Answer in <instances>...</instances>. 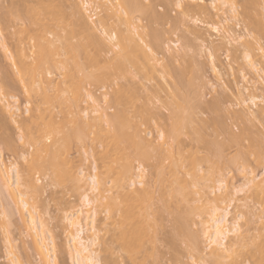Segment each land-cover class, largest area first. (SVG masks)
Returning <instances> with one entry per match:
<instances>
[{
    "label": "rangeland",
    "instance_id": "obj_1",
    "mask_svg": "<svg viewBox=\"0 0 264 264\" xmlns=\"http://www.w3.org/2000/svg\"><path fill=\"white\" fill-rule=\"evenodd\" d=\"M76 1L77 0H0V76L2 74H4L3 72L7 73L8 70L11 71L12 73L14 71L13 75H15V72H16V74H18L14 77H11V78H13V79H11L12 81H10V83L8 82L11 85V87L10 88L8 87L6 91H2V89L7 87V86L3 87L2 83L0 84L3 87V88L0 87V89H1V92H0V163L2 164V165L0 164V166H2L1 168L2 169L5 168L7 170L10 169V172H11L12 165H14L13 169L15 168L20 173L21 179H23L25 175L26 176L24 179H26L28 177L30 180V178L32 177L31 178V180L33 179L32 185L34 183V185L36 187H38V192L41 191V192H39V194L37 192V195L36 194L34 195L31 192H28V198H30V203L35 206V211H37V214H39V217L41 216L42 221L46 224V228L48 229L50 235L53 238V241L55 243L54 245L56 248L55 253H57V259H58L57 262L59 264H77V261L73 257L74 256L73 252L70 251V246L72 245L71 244L72 242L70 241V239H71L70 234L71 233H69V231L71 232V230L68 229L70 227L68 226L69 223H67L68 221L66 218L68 216L71 217V215L74 214L75 210L77 211V209L83 207L81 205V204H83L82 203L83 202L82 196L85 194H89L90 198L91 199L93 198V200H95L94 207H96V210L98 212V217H97L98 221L96 224V230L92 231V235H94L97 238L96 245H95V250H96L95 261L99 262V264H143L145 262V260H146L145 264H193V263H195L194 261H192V260H194V259H192L194 256H196V258L199 256L196 259V264H202L203 261H205L206 264H208V262L210 263V261H208V257H210L209 255H210V253H211L210 251H212V249L209 248L208 245H206L207 242L204 241V244L202 243V245L199 247L200 249L203 250V251L201 250L202 253H200V252L197 253V251L194 249L195 246H193V243H192L193 239L190 240L191 237L190 238L185 237L186 235L184 234V232H183L184 236H182V234H181L182 231H178V233L181 232L180 235L182 237L176 236V233H177L176 229L178 230V228L180 226H182L180 224V220L176 219V217H178V216L180 217L181 214H177L178 213V212H176L177 210L175 211L173 209H176V206L178 207L180 205H176L173 203H172L173 205H171V202H169V199H171V197H170V195H167V193L165 191L168 189V192L170 193L169 190L172 187L170 188L169 186H171L172 181L170 182V180H169V174H168V176L167 175L164 176L163 171H165V173H166L167 168L165 169L164 168L165 166L163 167V164L161 165L162 160L158 158L160 161L159 160H157V161L160 163L159 164L160 166L158 165L159 167H157V168H161V169L164 168L165 170L162 171L163 173L161 171L159 172L158 171L159 169L158 170L154 169V166L157 165L158 162L154 161L157 158L153 153H151L150 150H149L150 153L153 155V157L155 156L154 157L155 159L152 157V155H149L150 157H152V159H151L152 161L151 160H150V162L147 161L149 164L146 161H145V163H142L143 161L140 163V160H139L140 156H138L137 158L135 157V156H137L136 153L137 154H139V153L134 152L135 153L134 157L137 159L134 161V159H133L134 157L131 156V153L133 151L130 152L128 150L130 148L129 145H126L129 148H127V147L125 148L124 144H121L122 145L121 147H120V145L117 146L118 141L116 142L117 144H115L116 139H114V135H112L113 132H111L113 130L110 127V125L106 122V118L103 116V114L106 113L107 115H109V114L113 115V116L115 115L116 111L114 109H112L113 106L111 105L112 103L110 102V100H111V98L114 97V96H112V94L114 95V93L118 89V87H116L114 85L113 86L111 85L112 87L110 86L109 83L112 79L109 82H107L110 87L107 86L106 83H105V85L100 84L101 86L97 85V83H92V80H93L92 78L87 79L89 73H91V74L95 73L96 75H100V74L105 73V72L109 73L110 72L109 70L111 68L110 67L105 68V66H108V65H104V64H101L102 68L94 67V65L92 68V66L90 67L91 63H89V61H87L86 59H81V57H80L81 55H79V57L76 58V56L68 54V56H66L67 58L65 56H61L63 61L65 63H68L67 64L68 65L67 71H65V69L63 67H59V68H53L51 70L50 74H48V75L46 74L47 79L51 82V85L48 88L49 90L43 89L42 87H39L37 84H33L34 79L33 78L31 79V77H33V75L31 76L32 72L30 71L31 73H28V71L32 67V61H33L32 56H33V50H34V49L31 50L32 48L30 49V46L32 47L33 41H30L31 39H29V38L32 36L33 33L34 34H40V32L43 31L44 34H42V32H41L40 35L46 36V34H47V38H49L51 40H55L54 38H56L57 37L56 35L59 34L58 32L61 31L60 26L57 23H55V21H57V22L59 21V23H61V22H60V20H57L55 18L56 14H54V13L60 14L61 12L62 13L64 12L65 16H69L70 12L73 14V12H72L73 10H71V9L73 8L74 5H72V4ZM88 1L90 2V0H88ZM92 1H94L95 3L90 4V6L88 7L89 12L86 11V15L88 18L93 17L92 19L95 22V21H98V18H96L97 12L100 13L99 8H98L99 9L98 11H96L95 9H97L98 5L100 7L102 0H92ZM215 1L216 0H201V1L198 0L196 2L195 1L190 2V4L192 3V5H193V3H195V5L196 4L197 5H199V4L200 5H206L208 7V9L210 10L208 13L210 14V12H211L212 17H210L208 15H206V16L202 15L203 17L200 16L202 18H200L199 16H196L197 19L196 18L195 19H196L197 23L196 22L194 23L193 20H190V18L189 19L187 18V22H185L186 19L183 23L181 22L179 30H177L178 28L176 29L175 27H174V29L172 28L174 25L173 24L174 23L173 18L179 16V14H177L179 9H177L174 6H173L174 9L171 7L173 9L172 11L170 10V7H169V10L171 11L170 15H172V17H173V18L171 17L172 20L170 19L172 23L168 22L170 20L167 21L169 24L167 22H166V24L165 23L163 24L162 21H161L162 24H160L161 23V22H159L160 20H157L158 22L155 20L156 23L154 24L155 21L153 22L152 19H151L152 21L149 20V18H147L148 16L147 17L145 16L146 14L140 15V13H139V16H137L138 14H136V17L141 19L139 22L140 26H144V27L150 26L151 28H148V30L151 32H152V30H153V32L155 30L153 35H155V34L156 35L154 36V38L156 37L157 39H159L158 40V41H160L159 44L161 46H163L162 47V53H160V54L158 53L159 56L157 55L158 56L157 58H160V59L162 58L161 62L163 64H165L166 62L168 63L167 60H169L168 59L169 56L171 57V55L169 53L173 54L174 56H175V54L176 55L177 54H180V55H183V54L186 55L187 54V57H188L187 60L192 59V60H190V62L194 60L193 61L194 63L192 62L191 64H192L193 68H195V71H196V73L194 70L192 72H194L196 74L195 76H193V79L195 80L194 86L196 88L195 94H197V100L199 98L198 95H201L203 97L204 101H207V102L208 101L210 102V100L212 101V99L214 97L216 98L217 96L222 95V93L224 94L225 97H227L225 105H223V108L226 109V111H222L223 110L222 109V110H217L216 111L217 113L211 112L210 114L209 113L207 114L205 112L204 113L205 115H203L204 110H202L201 108H200L201 110H198L200 99L196 102V96H194L193 93H191L192 94V96H191V94H190L191 91H189V94L191 96L190 98L195 97L194 98L195 100L193 99V101L190 99V103L192 105H194V108L198 107L196 109L195 113L196 114L200 113L199 115H196L195 113L192 114L193 111H191V115H194L191 118L192 122L194 124L192 123L189 126L193 127L195 125V127L190 128V129L193 130L196 127L198 129H200V126L198 124H199V122L201 123V121H204V119L210 120V123L212 122V120H213V122L215 120L216 121L218 120L219 122L221 121L222 123H223V121L225 122L227 127L230 128L229 129L230 131L228 130L229 133H234L236 135L237 133L240 134V131L242 129H247V130L249 129L250 132L253 129V132L255 131L254 133H256V136L254 133H252L250 137L255 141L257 139L258 142L260 141V139H258L259 136L261 137L260 143L255 142L256 143L255 144V143H253L252 139L248 136V138H249V140H251V142L249 140H248L249 142L248 141L246 142L245 149L243 148L244 146H240V145H244L246 139H248V138L244 139L245 141L242 140L243 143L240 142V144L236 145L237 146V149H236V146H234L232 148V146L235 145V143L231 144L232 142L228 141L229 140L228 132H220V129L218 128V126L220 124L217 125L216 121L213 123L214 125L211 123V126L209 125L206 128V131H204L205 135H207V136L210 135L211 138L210 137H208V138H210L211 141H212V136H213V138H215V140L214 139L213 140L215 142L217 140V143L214 142L216 144V146L219 142L220 143L223 142L222 143L223 146L218 144L219 145L218 148L219 149L221 148V150H224L223 152H225L224 153L225 156L227 155V160L229 161L231 159L232 161L237 160L239 162L237 164H235V163L233 164V162L228 163L222 169V171L219 173L220 175L216 174L214 178L210 177V178L206 179L207 181H202V182H200V184H198V185L196 184L197 185L196 187L190 188V190H192V192L190 191L188 198L186 199L188 201V202L186 201L187 203L183 202L184 198L181 200L183 203H181L179 200H177L181 203V206L179 208H177L178 210L181 209L183 211L184 210L189 211L188 214H190V209L194 207L193 208L194 210L192 209L194 211V214L192 215V220L190 219L191 220L190 225H188L190 217L188 218V221H187L188 223H186L187 230H188L187 233H189V231L191 230L193 232V233L190 232L191 234H194V233H196V231L200 230V225L202 222L208 221L210 219V215L212 212L210 210L211 207L206 205L207 200L212 199L213 197L214 198L215 197H224L222 195V192H217L216 194H211L213 191L212 189L215 187L216 188L218 187V183H217L218 180L219 181H221V180L225 181V185L232 189L233 186L234 187H240L241 185L246 183L248 178L250 179L253 177H257L258 181L264 179V146H263L264 145V119H263L264 117H261L263 119V121L260 119V117H259V119L257 117V114L261 112L260 111L261 108L264 109V102L262 100L257 101V107H254V106L252 107L251 104L243 105V104L239 103V101L237 99V95H236L237 92H239L240 90L242 91V89L244 87H248L251 89H252V87L253 88L255 87L254 92H256V94H258V95L264 96L263 79H261V80H259L258 78L254 79L255 76H258L260 74L262 76H264V73H255L256 74L255 76H254V74L251 76H248L247 81H249V79L251 80L252 78L254 79V80L252 79L253 81L251 80V82H249L250 84L247 83V81H244L242 79V75H241V70H243L242 69L243 67H244V69L249 68V64L247 65V62H246L247 60L246 61L244 60V56H245L244 53L247 52V49H249L250 46H251L250 49H252V48L253 49L251 50L252 52L249 49V53L251 52V55L254 53L252 55L253 59L252 58L251 59L255 63L257 62L259 69H262L264 71V33H256L254 31L252 24H251L252 23L251 20L253 18L252 16H254V15L251 14L252 15V16H250V18L252 17L251 20H250V18H246L247 15H241L240 14L238 16V12L241 13L243 11V8H242V6H243L242 1L243 0H240L239 4H237L238 0H237V3H235V6H237V7L242 4V6L239 8H237V7L235 8V6H233V4L232 5H229V4L226 5L224 7L225 15L222 18H218V17L214 16L216 14V12L214 10L215 5L213 6V3ZM257 1H258L257 2L258 6L256 4V6H257V7L255 6L256 11L253 10V11H255V13H253V14H255V16H254L255 19L253 18L254 19L253 22H255V20H257V21H260L261 23H263V25H264V2H263V0H257ZM141 2H142V0H141ZM187 2L189 3L188 0H187ZM113 3H116V2H113ZM161 3L166 7V1L165 0H144L143 1L144 7H146V6L147 7L148 6L155 7L156 6L155 7L156 9L153 8V10H157L159 14H161V13L164 14L166 12V10H165V7ZM231 6H232V8H231ZM32 7L36 8L34 10H37V8H38L37 11H39V12L41 11L40 9L43 8L42 10H44V8H45V10L42 12L49 14L48 16H51V14L54 12L52 14V17H53V15H55L54 16L55 20H53L52 17H48L50 19L49 20L47 17H45V15H44L45 13L41 14V12H40L41 15L36 14V12H35V14L38 16H36L35 14L34 15L36 16V18L44 15V18H42L43 16L41 17L42 21L39 20L40 18L34 20L35 16L32 17L30 15V14L34 13L33 12L34 10ZM232 9L233 10L237 9V10H234L235 12L237 11L236 12L237 15L232 14V12H231ZM25 10H26V12H25ZM27 10H28L29 14H28ZM30 11H31V13H30ZM50 11H51V13H50ZM62 13L60 15H62ZM94 13H96V14H94ZM26 15H30L31 17L30 16L27 17ZM142 16L145 17V19ZM232 16H234V17L236 16L237 18L236 17L233 18ZM69 17H67V18L70 19ZM226 18H227V22L223 21ZM228 19H230V20L228 21ZM35 21H36V23H34ZM53 21L59 27H56L57 25L54 26ZM71 21L73 22L72 19H70L69 22L71 23ZM212 21L214 23H215V21H217L218 23H220L222 21L224 22V24L220 23V25L222 27L221 34H217L216 32H213L211 30V27L209 28L208 25H209V23L212 24L211 23ZM47 23H48V25H47ZM109 23H111V22H109ZM109 23L107 24V28L110 27ZM112 23H113V25H115L114 22H112ZM137 24H138V22H137ZM61 25L63 28L64 25L63 24H61ZM46 27H47V29H46ZM144 27H143V29H145L144 31H147V27L146 28H144ZM195 28L198 29L197 31L200 30V32L202 33L201 35H203L204 38L201 36L202 39H200L201 37L199 38V40L196 39V36L194 34H192L190 31V29H195ZM26 29H28V30H26ZM113 29L110 28L108 30L111 31ZM52 30H55V31L52 32ZM226 30L230 31L233 34V36L236 37L238 40L240 38L241 41L239 40L238 43H235L236 41H233L234 42L233 43V42L228 40L229 43L231 42L233 44L230 43L231 44L230 45L228 43V45H227L226 43L228 41L225 42L224 40L222 41V39H221L223 37V35L227 32ZM64 31H65V29H64ZM64 31L60 32L62 37L64 35L66 36V34L68 33V32H64ZM188 31H190V32H188ZM224 31H225V33L223 34ZM29 32H31V33H29ZM56 33H58V34H56ZM53 34L54 35L56 34L55 37L53 36ZM187 34H188L189 38L192 37L191 43L190 42L185 43V42H187V40H186L187 36H185ZM99 35H101V33ZM193 36H195V37H193ZM181 37H182V39H181ZM183 37H184V39H183ZM154 38H152V41L156 42L157 39L155 38V40H153ZM236 38H234V39H236ZM145 39H147L148 41L150 39V41H151L150 37H149V39L148 38H145ZM194 40L195 41L197 40V41L195 42ZM75 41H77V40H75ZM75 41H73V42L76 43ZM2 42H5V44H7V47L11 50V51L9 50V52H11V53L13 52L12 55L14 54V57H15V55H18L17 54L18 49L24 50L23 51L24 56H26V57L25 58L23 57V59H25V61L27 59V62H28L27 66L29 67L28 70L24 67L27 70L25 73H24L25 70L23 71L24 76L23 75H22V77L19 76V73H18L19 70H17L18 68L17 69L14 68V66H13L14 62L12 61V59H9L10 58L9 56L11 53L8 54L9 56L6 55L7 52H5V50L2 48ZM223 42H225L227 47L225 45L220 46L223 44ZM247 42H248V44H247ZM182 43L184 44L185 47L182 45ZM213 43L214 44L216 43V45H218V47H222L221 51L219 50L217 53H216V51L213 52L214 51V49L212 48ZM220 43H222V44H220ZM56 44H59V43H56ZM150 44H152V42ZM167 44L170 45L172 48L167 46ZM175 44L176 45L178 44V45L176 46ZM188 44H189V46H188ZM245 44L247 45L248 48L246 47ZM16 46H18V47H16ZM165 46H167L170 49V51H169V49H168V51L165 50L167 48ZM186 48L188 50H186ZM14 49H15V51H14ZM160 49L159 50L156 49L157 52L158 51L160 52ZM184 50L186 53L184 52ZM236 50H238V51H236ZM174 51H175V53H173ZM177 52H179V53H177ZM212 52H213V54L215 53L216 55L219 56V59H217V62H216V65L218 67L217 71L218 70L220 71V73L219 72L217 73L219 75L216 74V71H213L214 66H212L213 64H212V61L210 59ZM185 55H184V57L179 56V58L181 57L182 59H186L187 57ZM216 55H215V57H217ZM110 56H113V55H110ZM56 58H58L59 62L62 61V59L60 60L59 57H56ZM176 58L178 60H180V62L176 61L175 62L176 65L174 66V64H172L170 66V68L173 66V67H175V69L177 71L179 68L184 69V67H186L187 64H186V62H184L186 64V66H185V64H182L183 63L182 61H187V60L181 61V59H179L178 56ZM75 59H77L78 61ZM163 60L165 62H163ZM163 64H162V66H157L161 70L159 72L164 73L163 75H160L159 77L154 76V78L150 79V81L149 80H142L140 82V79L133 80V81H137L140 84V85L138 84L140 86L139 88H141V86H142V88H144V90L148 89L149 93L147 92V94L152 95L151 96L152 99L149 98L150 101L148 100V103L145 101V98H144V100L142 99V101L136 100L137 102H135V103H139L140 106L142 105V103L143 104L147 103L148 104L147 107L149 106L152 109L154 108V110L157 112L156 113L153 110L155 112V115L159 113L158 114L159 116L156 115L157 116L156 117L155 115H153L154 112H152V109L148 107L149 109H151V112L153 113L152 114L153 116L150 115V117H152V118L156 117V119L155 118L151 119L150 117H148V119L146 121L147 122L152 121V123L150 122V123H146L143 125V123H145L143 121V123H141L142 126H140L141 124L139 122H137V124L139 123L137 126L141 127V133H142L143 137L145 136V137H147L148 140H150V142L153 141V143H155V146H154V144L151 146L156 147V149H158L157 147L159 146V150H157V151H161L160 148L162 149V147H164V149L166 147L168 148V146L164 144L168 140H169L170 144L172 142L175 143L174 141H176V140H174V138L172 139V136H170L171 134H169L170 131L168 129L170 128L169 127L170 125L168 126L169 128L167 129L169 132H168V134L166 133L167 132V130H166L167 124L169 123L168 119L170 117L169 115L172 113V111L170 110V105H171L170 104L171 100L169 98L170 92H168L167 87L169 86L168 87L169 90L170 91L172 90L169 84L173 83L172 80H174V78L172 77V75H174L176 72L175 73H174V71L170 72L171 70L169 67H168V69L170 70L169 73L166 72V71H168V69L166 70L165 66L163 67ZM179 65H181V66L184 65V66L181 67ZM176 66L177 67L179 66V67L177 68ZM108 68H110V69L108 70ZM171 69H173V68H171ZM20 71H22V70H20ZM248 71H249V69H248ZM11 72H9V73H11ZM172 73H174V74H172ZM20 74H22V72ZM187 74H189V73H187ZM190 74H189V76L184 75L185 77H187V80L185 79V77H183V80L185 79L184 81H186V84H185V85H187L186 89L188 87H190L189 86L190 82L194 83L193 82L194 80L190 81L191 80L190 76H192V73L190 72ZM261 75H260V77H262ZM161 76L162 77L164 76V78L166 80L162 79ZM175 76H176V74H175ZM4 77L5 76H3L2 78L0 77V82H3ZM176 78H178V76ZM188 78H190V79L188 80ZM195 78H197V79H195ZM257 79L259 80V82L257 81ZM119 81L120 80L118 79L115 83L117 84V83H119ZM123 81L126 83L123 82V84L122 83L121 84L124 86H128L129 82L127 83V80H123ZM184 81H182V82H184ZM137 82H135V83H137ZM174 82H176V79ZM6 83H7V80H4L3 84H6ZM112 83L114 84V80ZM196 83H197V86H196ZM254 83H255V85H253ZM35 85H36L35 90L33 89V91H31L33 86L35 87ZM185 85H183V83L181 85L182 86L181 88H184V90H185ZM105 86H106V88H103ZM190 89L192 90L193 88L191 87ZM141 90H143V89H140V91ZM188 90H189V88H188ZM193 90H192V92H195ZM88 92H91L94 95L95 100L97 101V105L99 106L98 113L94 112V110H93L94 105L87 98ZM72 93H74V94L76 93V95L73 94V99H76L77 104L79 106L78 110L71 109L73 112L70 111V106L72 103V100L70 102V99L72 98ZM186 93H187V91H186ZM46 94H47L48 98H46L47 96L45 97ZM105 94H108L107 99H105V97H104ZM142 95H143V93H142ZM144 95L146 96V94H144ZM60 98H65V99L68 98L69 102L68 103L61 102V100L65 101V99L60 100ZM7 101L10 103L16 102L17 104L15 107H18V109L16 110V108H14V111H11L9 113L3 112L4 111L3 106L6 104ZM112 101H113V99H112ZM138 101H140V102H138ZM173 102H175V101H173ZM190 103H188V106L191 108V110H193L194 108H193V106L189 105ZM113 104H114V102H113ZM130 105H128V106H130ZM139 105H137V106H139ZM115 107L116 106H114L113 108H115ZM175 107H177V106L175 105ZM249 107L250 108L252 107L251 110L249 109ZM171 108H174V107H171ZM116 109H117V107H116ZM241 110L242 111L244 110L246 112L245 113L246 116L249 117V119L247 117L245 118L246 121L248 120L247 122H241V119L240 120L235 119V117L233 116L235 113H237V111L241 112ZM87 111L89 112V114H87L88 113ZM113 111H115V112H113ZM174 111H175V109H174ZM258 111H260V112H258ZM84 112H86V114ZM176 112H178L177 109H176ZM146 116H149V115L147 114ZM13 118H14L16 123H14ZM110 118H108L107 121H110L113 119V117H112V119H110ZM194 119L196 122L193 121ZM198 119H200L201 121L197 122ZM171 120H173V119L171 118ZM236 120H238V121H236ZM45 124L46 125H48V124L52 125L53 124V127H54V128L52 127L53 132L55 130H56V132H54L52 134L50 132L52 130V129H50L51 126L49 127L50 130L48 131V129H47L48 127L47 126L45 127ZM31 125H32V127L34 126L33 130H32L35 134L34 142L29 140V136H28L29 134H27V132L31 131ZM28 126L30 127L29 129L27 128ZM76 126H77V128L81 127L84 130L83 135H85V138H81V136L83 137V135H81V133H80L79 134L80 138H81L80 142L76 140L77 136H78L76 134H78L79 132H82L83 130L79 131L80 129L78 128L79 132L75 133L76 136L74 135L76 138L75 140H73V138H72L73 133H72L71 137L69 136L70 134L68 135L69 132H72L71 129H73V127H76ZM245 126L247 128H244ZM42 128L44 129V131ZM74 130H75V128H74ZM74 130H73V132H74ZM126 130H128V129H126ZM37 131H39V133ZM41 131H43V132H41ZM75 131H77V130H75ZM129 131H127V132H129ZM193 131H189L188 135L190 134L192 136L194 133H196L195 131H194V133H192ZM217 131H218V133H217ZM161 132L163 133L164 137L166 135L164 143H163L164 140H161L159 137ZM40 133H44L43 136L44 135L46 136V133H48L47 134L48 136H49V134H51L50 135L51 139L49 141H45V139L43 140L49 146L53 145V141H55L56 139H60V142H58V140H56L58 142V146H57L58 148L57 149H59V150H57L58 154L57 153L56 154L60 157V160H58L57 163L62 164V162H63V164L65 163L67 165L68 162L69 163L71 162L70 165H68V166H70V171L74 176L79 178V180L82 179L80 181V182H82L81 183L82 187L77 186L76 184L74 185L72 180L69 178V176L64 174L65 171H64V173L59 172V174H57L58 170L57 171L55 170V172H54L55 175H54L52 172V171H54L53 168L48 169L49 166L44 168L43 164L45 165L48 163L47 161H46L47 163H45V160L48 158V155L43 150L42 144L39 143L41 141V137H43L42 135L40 136ZM141 133H140V135H141ZM221 133H222V135H225V136H222ZM257 134L259 136H257ZM168 135H169V139L167 140ZM182 135H184V134H182ZM188 135H186L187 137L186 136H182V137L180 136L181 137L180 139H183L184 142L187 143L188 145H191V143H193V145H191L190 147L194 148L195 151L193 149V151H194L193 152L191 150L192 148H190L189 150L187 148V150L195 153L199 149V151L202 152V146H200L201 144L197 143L198 144L197 145L194 142V141H196V140H194L197 137V136H195L196 134L193 135L194 139L190 135L189 136ZM36 136H39L40 138L38 139V137H36ZM48 136H46V137H48ZM145 137H144V139H146ZM189 138H192V140H194V141H191ZM68 139H70V140H68ZM125 140H127V138L124 137V141ZM183 140H181V142ZM226 141H228V142L225 143ZM147 142H149V141H147ZM162 143H163V146L160 145ZM185 143L183 145H185L186 147H189ZM229 143H230V145H229ZM249 143H253L254 147L252 146V144L250 145ZM149 144H151V143H149ZM194 144L196 145V147H198V149L194 146ZM224 144H227L226 148H225ZM115 145L117 146L116 150L122 149V151H123L124 149H127V154L125 153L126 151L124 150L125 154L123 153V158H122V156H118L119 159H120V157L122 159L125 158L124 160L120 159L119 164L121 166L123 164V166H124V164L126 165L125 162H127V164H130L131 167H134V169L133 168L132 169H133V172H135V174L133 173L134 176L132 179L135 180L134 181L135 183L133 182L134 187L131 186V188L136 189V190L138 188V191L140 190L139 192H141V190L143 191V189L145 187V189L143 191V196H144V194L145 195L148 194V193H145L147 188L151 187L153 185L152 189L151 188L148 189V191H150V189H151V191L153 190V192H152L153 194L150 191L149 192L151 194V195L149 194L150 197H148L149 195H146V196H144L146 198H143V201L145 199H147V197L150 198V200H148L149 201L148 203H151V201H153V205L151 204L152 208L149 207L150 204L146 203L147 200L145 201V203L148 206H146V205H142V206L143 207L145 206L146 208L149 207L150 209L149 208L148 209L151 211V213L152 214L154 213L153 214L154 217L151 215V213H149L150 215H148V216H152L151 219L154 222H155L154 219H156L157 225H156V223L154 224L156 229H154L155 227H153L155 232L153 233L152 236H151L152 231H153L152 227L148 226L149 228H145L144 233L145 232L148 233V236H147V233L145 234L147 236L146 238L148 239V237L151 236V240H149L150 237L148 240L146 239V243L143 245H145V247H147V248H144L145 249L144 251L142 248V251L138 250V251L134 252V253H136V255L135 254L129 255L132 252L128 253L127 251L123 250V248L120 246L122 243L120 244V242H119L121 240L118 239L119 240L118 241L117 239H115L117 237V234H118L117 231H119V230L115 229V226H114L115 224L113 222L118 221L120 219V217L119 218L117 217L119 215V213L116 214L115 216H113V218L114 217L116 218V219L114 218L113 220H111L112 218H110V216L108 215L110 213L109 208L111 207V206H109L110 205L109 202L112 200L110 198H113V201H114L117 199V198L116 199L114 198V197H116L115 195L120 193V191H119L120 186L116 185L119 183L118 182L114 183V181H113L116 179H117L116 181H119L118 179H120V177H121L120 175H119L120 176L119 177L118 174H115L113 171V169L115 170L119 165L117 163L118 158L115 159L116 162L112 159V158L117 157V155L113 156V157H112V155H115V153L118 154L120 152V151L115 152V148H116ZM171 145H173V144H171ZM256 145L257 146L261 145V146L255 148ZM173 146H175V144ZM230 146H231V148H230ZM238 146L242 147V149H244L243 150L244 153H242L243 151L240 150L241 148H239ZM246 146L249 148H247ZM250 146H252V148H250ZM118 147H119V149H118ZM254 148H255V150L257 148H260V150L259 149L256 150L258 154L255 153L256 151L255 152L252 151ZM261 148H262V150H261ZM132 149H133V147H132ZM164 149L162 150L163 152L166 150V149L165 150ZM153 150H152L153 152H157L155 149H153ZM237 150L241 155L237 156L239 154L237 152ZM128 151L130 152V155H129ZM134 151H136V150L134 149ZM113 152H115V153H113ZM236 152H237V154H236ZM250 153L251 154L255 153V155H253V154L250 155ZM157 154H158V152H157ZM121 155H122V153H121ZM167 155H168V153H167ZM167 155L164 154L163 156L165 157ZM128 156H131V157H129L130 161H128V159H126V157L128 158ZM158 156L160 157V155H158ZM235 156H237V157L235 158ZM170 159H172V158H169V160ZM111 160H113L115 162V164H117V167H115L116 165L113 166L114 162L112 163V165H109L112 162ZM163 160H165V159H163ZM169 160L165 161V163L167 164ZM123 161H125V162L123 163ZM169 164H170V162H169ZM45 166H47V165H45ZM59 166H61V165H59ZM138 166H141V167H138ZM142 166H143V170H142ZM95 167L97 170L94 173ZM109 167H111L110 168L112 170L111 172H110V169L108 170ZM166 167H168V164ZM61 168H66V167L61 166ZM120 168L121 167H119V169L117 168V171L119 170L118 172H120ZM140 168H141V170H140ZM5 169H3V171H7ZM43 169H45V170H43ZM92 169H93V171H92ZM144 169L146 171H144ZM138 170H139V172H137ZM205 170H206V172H205ZM243 170H244V172H243ZM83 171H84V173H83ZM157 171H158L157 174L159 177L164 176V179L166 178L165 180L170 182V183H167L164 181L165 184L167 183V185H168V188L166 190H161V185L163 183L162 179L161 178L157 179L158 176L154 177V176H156ZM10 172L8 173L10 175V177H13L14 175L16 176L15 173L12 174ZM140 172L144 173V175H145L144 177H142V179H141V177H138V175L141 174ZM203 172L207 173V167L204 165H203ZM203 172H201V174H203ZM138 173H140V174H138ZM92 174L98 176V181L101 184L104 197H106V199H108V200L104 199V201L101 200V202H104V204L100 202L99 197L97 198L96 196H94L96 194H93L90 191L91 182L89 183L90 180L88 178H90V176H93ZM160 174H162V176H160ZM141 175L143 176V174H141ZM15 176H14V179H15ZM116 176H118V177H116ZM115 177H116V179H115ZM28 178H27V180H28ZM245 178H247V179H245ZM24 179L21 180V182L23 184L25 182ZM153 179L156 180L155 183H154ZM185 179L186 178H184L183 181H185ZM189 179H190V177H189ZM189 179L187 177L186 180H188V182L189 181L191 182V179L190 180ZM131 181L129 183V180H127V183L125 182L124 186L130 187L129 185L132 184ZM158 181L160 182L161 185L157 184ZM120 182H121V179H120ZM123 182H124V180H123ZM139 183H143V185L141 186ZM193 184H191L190 186L192 187ZM25 185H26V183H25ZM154 185L157 186L158 188L157 187L155 188ZM167 185H165V186L167 187ZM163 186L164 185H162V189H164ZM216 188L214 189L215 191H216ZM20 189L27 192V190H26L27 187L25 188V186L21 187ZM158 190L160 191V196L158 194L159 193ZM161 191H163V192H161ZM164 192L166 193L165 195L161 194ZM0 193H1L0 194V212L6 208H7L6 211H8L11 208V207H9V205H12V209H10V210H13V212H14V216H13L12 211L8 212L9 214L12 213L13 217H10V218H7L6 217L7 215L5 216V213H4L5 210L3 211L4 214L3 213L0 214V215L5 216V217L0 216V264H12L10 262L12 260L15 261L14 264H40L38 261L39 258L37 257L36 252H34V250H33L34 248L32 247L33 246L32 240L31 239L29 240V237H27V234L24 233L25 232L23 229L24 226H22L23 222L20 221V218L18 215V210H16L17 207L15 209H13L15 204L11 202V200H10L11 197H10V199L8 198L7 192H6L7 195L5 194L4 191H3L4 194H2V192H0ZM255 193L256 192L254 190H251V191L246 190L245 193L239 194V195L234 197V203L232 205L231 218H236L237 216L241 215L242 217L239 220L241 232L244 233V235L248 233L250 235L251 239H253L252 241H254V239H255L254 243L247 244V245H245L243 243L245 247L244 246H237V247L235 246L234 247V250L236 252L238 251V254L240 253V256L237 253H236V256L238 255V257L234 256L237 260V262L235 264H257L255 261L257 258L255 257V255H254L255 260L253 257H251L253 252H256V251L251 250L253 252H250V253H252L250 255L249 254L246 255L245 253H249L248 251L253 247L256 248V245H254V244H256V241L259 244H260V241L264 242V191H260L259 193L257 192L256 194ZM162 195L165 198H167V196L170 197L169 199L167 198L168 199L167 203H164L165 198H164V202H163V200H161L163 198ZM35 197H37V198H35ZM117 197H118V195H117ZM179 197L181 199L182 196H179ZM171 200H173V199H171ZM113 201L110 202L112 204V206L115 203V201H114V203H113ZM117 201H119V199ZM134 201L136 202L137 200H133V202ZM179 202H176V203H179ZM143 203L144 202L141 203V201H140L139 205L143 204ZM137 204L138 203L136 202L134 205L136 207L137 206L139 207V205H137ZM229 204L230 203H225L221 206H222V208H226V207H228ZM203 206H204V209H201L199 211V207L201 208ZM136 207H135V210H136ZM143 207L142 208L140 207L137 209V211H138L137 214H139L141 212ZM195 207L196 208L198 207V211H197V209H195ZM206 208H208V209H206ZM139 209H140V211H139ZM148 209H144V210L148 211ZM15 210H16V212H15ZM172 210L174 211V213ZM181 210L179 212H181ZM203 210H205V211L203 212ZM105 212H107V213H105ZM175 213L177 214L176 216L173 215ZM26 215H27L26 217H28L27 213H26ZM182 215H186V214L183 213ZM8 216H10V215H8ZM108 217L110 219H108ZM117 218H118V220H117ZM10 219H11V221H9ZM148 220L150 221L149 218H148ZM175 220H179V227H176L178 225L175 226V222H176ZM152 221H151V223H153ZM151 223H148V224H151ZM146 229H149L152 231H149ZM246 231H248V232H246ZM150 232H151V234H150ZM247 235H245V236H247ZM88 236H90V234ZM119 236H120V233L118 234V237ZM175 236H176V238H174ZM192 236H194V235H192ZM144 237L142 239H144ZM113 239H115L116 241ZM250 240L249 241L247 240V243H249ZM144 241H145V239H144ZM231 242L232 241L230 240L229 241L230 245H232ZM142 243H143V241H142ZM259 244H258V246H259ZM252 245H253V247H252ZM258 246H257V249H258ZM207 247L209 249H207ZM69 252L70 253L72 252V253L69 254ZM150 255H152V257ZM129 256H131V258ZM133 256L136 259L132 258Z\"/></svg>",
    "mask_w": 264,
    "mask_h": 264
},
{
    "label": "bare ground",
    "instance_id": "obj_2",
    "mask_svg": "<svg viewBox=\"0 0 264 264\" xmlns=\"http://www.w3.org/2000/svg\"><path fill=\"white\" fill-rule=\"evenodd\" d=\"M143 1L144 0H142V2H141V0H102V3L100 4V7L98 5L97 9H95L96 11H98L100 9L99 10L100 13L97 12V16L98 17L96 16V18H98V21H95V22L93 21V19H92L93 17L92 16H91L92 18H90V17L88 18L87 15H86V11L89 12V8L88 7L90 6V4L95 3L92 0H90V2L88 0H86V1L85 0H77L76 2H74L75 4L74 3L72 4L74 6L71 9V10H73L72 11L73 14L70 12V14H69L70 17L69 16H65L64 12L63 13L61 12L62 15H60L61 13L59 14V13H54L53 12L54 14H56V17L55 18L57 20H60V22H61V23H59V21L58 22L55 21V23H57L60 26L62 32L65 29L64 32H68V33L66 34V36L64 35L63 37L60 34L61 31L58 32L59 34L56 33L58 35L55 34L57 36L56 38H54L55 40H51V39L47 38V34L46 33H45L46 36L45 35H40L41 32H42V34H44L43 31H41L40 34H34L33 33L32 36L29 38V39H31L30 41H33L32 47L30 46V49L32 48L31 50L34 49L33 50V56H32L33 61H32V67L28 71V73H31V72L33 73V74L31 73V76L33 75V77L30 76L31 79L32 78L34 79L33 84H37L39 87H42L43 89H48L50 87V85H51V82L47 79L46 74L47 75L50 74V72H51V70L53 68H59V67H63L65 69V71H67V68H68V65L67 64L68 63H65L63 61V59H62L61 56H65L66 57V56H68V54L69 55L71 54V55L76 56V58H78L79 55H81L80 56L81 59H86L87 61H89V63H91L90 64V67L92 66V68H93V65H94V67H99V68H102L101 67V64L108 65V66H105V68L106 67H110L111 68V69L108 68V70L110 69L109 70L110 71L109 73H106L105 72V73H102L100 75H96L95 73H92V74L89 73L87 79L88 78H92L94 80L93 81L91 79L92 80V83H97V85H100V84L105 85V83H106L107 86H109V84H110V86L111 85L112 86L114 85V86L118 87V89L115 91L114 95L112 94V96H114V97L111 98V100H110V102L112 103L111 105L113 107L114 106L117 107V109H116V107L115 108L112 107V109H114L116 111L115 115L114 116L113 115H110V114L107 115L106 113L103 114V116L106 118V122L110 125V127L113 130L111 132H113L112 135H114V139H116L115 144H117L116 142L118 141L117 146L120 145V147H121L122 146L121 144H124L125 148L126 147L127 148L130 147L132 149V147H133L132 150L130 148L128 150L130 152L133 151L131 153V156L132 157L135 156V153L136 152L139 153V154L136 153L137 156H135V157L137 158L138 156H140L139 157L140 163L142 161H143L142 163H145V161L146 162L147 161L150 162V160L153 157V155L151 153H153L156 156V158H157L156 160H154L155 159L154 158L155 156H154L153 157L154 158L153 159L154 161H157V160L161 159L162 160L161 161V165L163 164V167L165 166L164 167L165 169L166 168L167 169L169 168V169L168 170L166 169V173H165V171H163V170H165L164 168H162V169L161 168H157V167L160 166L159 165L160 163L158 161H157L158 163L156 162L157 165H155L156 163L154 164L155 165L154 166V169H157V170L159 169L158 170L159 172L160 171L161 172L163 171L164 172V176H166V175L168 176V174H169V180H170V182L172 181L171 182V186H169L170 188L172 187L171 189L169 188L170 189L169 190L170 193L168 192V189H167L168 188L167 183H170V182L169 181H166L165 180L166 178L164 179V176H162V174H160V176H162V177H159L158 174H157L158 171L156 172V176H154V177H157L158 176L157 179L158 178H161L162 179V182L164 183V184L162 183V185H164V186L167 185V187L166 186L165 187L163 186L164 189H162V185L160 184V182L159 181L157 182L158 185H161V190H166L167 189L165 192L167 193V195H170L171 199H173V200L169 199L170 197H168L166 195L167 198L169 199V202H171V205L176 204V205H180L181 206V203H183V202L187 203L188 202L186 199L188 198V195H189L190 191L192 192V190H190V188L196 187L202 181H207L206 179H208L210 177L214 178L216 174L220 175L219 173L222 171V169L228 163H232L233 162V164L234 163L237 164L239 162L237 160H235V161L233 160L232 161L231 159H230L231 161L230 160L228 161L227 160V155L225 156V154H224L225 152H223L224 150H221V148L220 149L218 148V146H219L218 144L222 145L223 142L222 143L219 142L217 144V146H216L215 143H217V140L215 142L214 141L215 138H213V136H212V141H211V139H210L211 136L209 134H208L209 136L205 135V132L204 131H206V128L209 125L211 126V123L213 124L216 121L215 119H214L215 121L213 122V120H212L211 123H210V120H205L204 119V121H201L202 120L201 118H200L201 120L198 119L197 122L201 121V123L199 122V124H198L200 126V129H198L197 127L195 129H193L196 133H194V131L192 129H190V128L195 127V125L193 127H190L189 126L190 124L193 123L191 118H192V116H194V115H191V111H193L192 114L195 113V111H196V109L198 107H199L198 110H201V109L204 110L203 111V115H205L204 114L205 112L207 114L208 113L210 114L211 112H216L217 110H222V109H223L222 111H226V109L223 108V105H225V102H226L227 97H225L224 94L222 93V95H219L216 98L214 97L212 99V101L210 100V102L209 101L207 102V101H204V99H203V97L201 95H198L199 96L198 100L200 99L199 106L197 105L198 107H195L194 108V105H192L190 103V99L193 101V99L195 98V97L190 98L192 96L191 93H193L194 96H196V102L198 101L197 100V94H195L196 93V88L194 86L195 80L193 79V76L196 75L195 74L196 71H195V68H193V66L191 64L194 60L191 61V62H190V60H192V59L187 60L188 59L187 54L186 55L183 54V53H182L183 55H180V54H177L176 55L175 54V56L176 57L178 56V58H179V56H181V57L183 56L184 57V55L187 57V58L185 57L186 59H182L181 57L179 58V59H181V61L182 60H187V61H182L183 63L181 62L182 64H185L184 62H186L187 66L185 64L186 67H184V69L181 68L182 69L181 70L179 68L178 71H177L175 69V67L172 66L171 68H173V69H171L170 66L172 64H174V66H175L176 65L175 62L176 61L180 62V60H178L173 54L169 53L171 55V57L169 56V58H168L169 60H167L168 63L166 62L167 63V64L165 63L166 65L163 64L161 62L162 58L161 59L160 58H157L159 56V54L162 53V47L163 46H161L159 44L160 41H158L159 39H157L156 37L155 38L157 39V41L156 42L155 41L154 42L152 41V38H154V36L156 35V34L153 35L154 32H155V30L153 32V30L151 29L152 30V32H151V31L148 30V28H151L150 26H148V27L147 26H145V27L144 26H140L139 25V22H140L141 19L140 18H137L136 17V14H138L137 16H139V13H140V15L141 14L142 15L143 14L144 15L146 14L145 16L146 17L148 16L147 18H149V20L152 19L153 22L155 20L156 21L157 20H160L159 22L162 21L163 24L164 23L166 24V22L168 20H170V19L172 20V18H173L172 15H170V13L174 9L173 8V6H174L177 9H179L178 10V13H177V14H179V16L173 18V21H174L173 24L174 25H173L172 28L173 29H174V27L176 29L178 28L177 30H179L181 22L183 23L185 21V19H186L185 22H187V18L188 19L190 18V20H193L194 23H195L196 22V19H197L196 16H199L200 17L202 15L203 16L208 15V16L212 17V15H211V12H210V14L208 13L210 10L208 9V7L206 5H200V4L199 5H197V4L195 5V3H193V5H192V3L190 4V2H193V1L196 2L198 0H188L189 3L187 2V0L186 1L185 0H165L166 1V7L161 3L165 7V10H166V12L164 14H162V13L159 14L157 10H153V8L156 9L155 8L156 6L155 7H151V6H148L147 7L146 6L147 8L144 7ZM199 1H201V0H199ZM239 1L240 0H238V3H237V0H216L213 3V6L215 5L214 10L216 12V14L214 16L215 17H218V18H222L225 15L224 7L226 5H228V4L229 5H232L233 4V6H235V3L239 4ZM113 2H116V3H113ZM242 2H243V6H242V4L239 5L238 7L235 6V8L236 7L239 8L241 6L243 8V11L241 13L238 12V16L240 14L241 15H247L246 18H250V16H252V15L255 16V14H253V13H255V11H256L255 10V6H256V4L258 6V3H257L258 1L257 0L256 1L255 0H245V1L243 0ZM263 2H264V0H263ZM169 7H170V10L171 11L169 10ZM231 8H232V6H231ZM34 9H36V8H33V10ZM42 9H40L41 10L40 12H41V14H44L45 12L43 13L42 11H44L45 8H44V10H42ZM37 10H38V8H37ZM37 10H34L33 11L34 13H32L30 15L32 17L35 16L36 14L41 15L40 12L37 11ZM234 10H237V9H234ZM234 10L232 9V11L231 10L230 11L232 12V14H236L237 15V13H236L237 11L235 12ZM253 10H255V11H253ZM31 11H30V13H31ZM51 11H50V13H51ZM25 12H26V10H25ZM27 12H28V10H27ZM35 12H36V14H35ZM28 14H29V12H28ZM52 14H51V16H48L49 14H47V13H45L44 15H45V17L48 18V17H52ZM94 14H96V13H94ZM30 15H26V16L28 17ZM38 15H36V16H38ZM44 15H42L43 17L40 16V17H37V18L35 16L34 20L40 18L39 20L42 21L41 20V17L44 18ZM57 15L58 16L60 15V16L58 17ZM54 16L55 15H53V17H52L53 20H55ZM254 16H252V17L254 18ZM67 17H69L70 19H72L73 22L71 21V23H70L69 22L70 19H68ZM202 17H200V18H202ZM232 17L235 18L236 16L235 17L232 16ZM143 18L145 19V17H143ZM251 18H250V20H251ZM253 18L251 20L252 21L251 24H252V27H253L254 31L256 33H264V25H263V23H261L260 21H257V20H255V22H253L254 19H255V18L254 19ZM171 20L168 21V22L170 23ZM229 20L230 19H228V21ZM156 21L154 22V24L156 23ZM223 21L227 22V18L224 19ZM223 21L222 22L219 21V22L222 23V24H224ZM109 22H111V23L114 22L115 25H113V23L111 24ZM137 22H138V24H137ZM162 22L160 24H162ZM34 23H36V21ZM55 23L53 21L54 26L57 25ZM108 23L110 24V27L108 26L109 28H107V24ZM211 23L212 24L209 23V25H208L209 28L211 27V30L213 32H216L217 34H221L222 27H221L220 23H218L217 21H215V23L212 21ZM61 24L64 25L63 28H62V25ZM47 25H48V23H47ZM58 25L56 27H59ZM47 27H46V29H47ZM143 27L144 28L147 27V31H144L145 29H143ZM110 28H112V29L114 28V29L110 31V30H108ZM26 30H28V29H26ZM197 30L198 29H196V28L195 29H190L191 33L196 36V39L197 40H199V38L201 36L204 38V36L201 35L202 33L200 32V30L199 31H197ZM53 31H55V30H52V32ZM190 31H188V32H190ZM226 31H227L226 33H225V31L223 32V34L225 33L226 35L225 34L223 35V37L221 38L222 41L223 40L225 42L228 41V40L231 41V42L236 41L235 43H238L239 40L241 41L240 38L238 40L236 37H234L233 34L230 31H228V30H226ZM29 33H31V32H29ZM100 33H101V35H99ZM188 34L185 35V36H187V38H186L187 42H185L183 40L185 43H189V42L191 43L192 42V40H191L192 37L189 38L188 37ZM55 35L53 34L54 37H55ZM195 36H193V37H195ZM149 37L151 38V41H150ZM202 37L200 39H202ZM145 38H148L149 41L147 39H145ZM155 38L153 40H155ZM234 38H236L238 41L236 39H234ZM181 39H182V37H181ZM183 39H184V37H183ZM75 40H77V41H75ZM73 41H75L76 43H74ZM229 41L226 43L227 45H228ZM151 42H152V44H150ZM225 42H223V44L220 43V44H222L220 46H223V45L226 46ZM56 43H59V44H56ZM183 43H182V45L184 46ZM233 43H231V44H233ZM247 44H248V42H247ZM213 45H212V48L214 49L213 52L216 51V53H217L219 50L221 51L222 47H218V45H216V43L215 44L213 43ZM167 46L171 47L168 44H167ZM167 46H165V47H167ZM188 46H189V44H188ZM16 47H18V46H16ZM246 47H247V45H246ZM250 47H249V49H250ZM2 48L5 50V52H7L6 55L9 56L8 54L11 53V52H9L10 49L7 47V44H5V42H2ZM158 48L159 49L161 48L160 49V52L159 51L157 52V50H159ZM168 49L169 48L167 47L165 50L168 51ZM249 49H247V52L244 53L245 54L244 60L245 61L247 60L246 61L247 62V65L249 64V68H248L249 71H248L247 68H245L247 70L246 71L244 69V67L242 68L243 70H241L242 79L244 81H247L248 80V76H251L253 74L255 76L256 75L255 73H264V71L262 69H259L258 68L257 62L255 63L252 60L253 59L252 55L254 53L251 55V52H252L251 50L253 48L250 49V51H251L250 53H249ZM186 50H188V49L186 48ZM14 51H15V49H14ZM23 51L24 50H22V49H18V52H17L18 55H15V57H14V54L12 55V53H13L12 52L10 54V56H9L10 58L8 57L9 59H12V61L14 62V65H13L14 68H16V69L18 68L17 70H19L18 73H19V76H21V77H22V75L29 68L27 66V64H28L27 59H26V61H25V59H23V57L24 58L26 57V56H24V52ZM169 51H170V49H169ZM236 51H238V50H236ZM184 52H185V50H184ZM213 52H212V54L210 56L211 57L210 59H211L212 64H213V65L212 64L211 65L214 66V70L213 71H216V74H217L218 72L220 73L219 70L217 71L218 67L216 65V62H217V59H219V56L216 55L215 53L213 54ZM173 53H175V51ZM177 53H179V52H177ZM110 55H113V56H110ZM215 55L218 58L215 57ZM56 57H59V59L60 60L62 59V61L59 62L58 58H56ZM75 60H77V59H75ZM163 62H165V61L163 60ZM162 64H163V67L165 66V69L166 70L168 69V67L171 70L170 71L168 69V71H166V72H168V73H169V71L170 72L174 71V73L176 72L175 73L176 76H175L174 73H172L174 75L171 74L172 77L174 78V80H172L173 83H171L172 85L169 84L172 90L170 91L169 88H168L169 86L167 87L168 92H170L169 93V95H170L169 98L171 100V102H170V104H171L170 105V110L172 111L173 114L171 113L172 115L171 114L169 115L170 116L169 119L167 118L170 124L169 123L167 124L166 130L170 127L168 129L170 132L168 130H167V132L166 131L165 132L167 134L169 132V134H171L170 136H172V139L174 138V140H176V141H174L175 143H173L172 142L173 140L170 138L172 140V141L170 140L172 142L171 144H173V145L175 144V146L177 148L175 146H173V145L170 144V142L168 140L169 139V135L167 136L168 137L167 138L168 141L165 142L166 135L164 137L163 133L161 132V134H160L159 137H160L161 140H164L163 143L165 142L164 144L167 145L169 149L166 147L165 148L166 150H165L164 147H162V149L160 148L161 151H157V150H159V146L157 145L158 146L157 147L158 149H156V147L151 146L153 144L155 146V143H153V141L150 142V140H148L147 137H145V136L144 137L146 139H144V137H143V135L141 133V127L140 126H142L141 123H143V121L145 122V123H143V125L146 124V123H150V122L152 123V121H150V120L153 119V118L156 119V117H157L156 115H158L159 113L155 115V112L156 111L154 110V108L152 109L151 107L148 106L149 108L152 109V112L155 111L154 114H153L151 112V109H149L147 107V105H148L147 103H148L149 98L152 99L151 98L152 95L151 94L150 95L147 94V92L149 93L148 89L147 90L146 89L144 90V88H142V86H141V88H139L140 87L139 86L140 84L137 81H133V80L140 79V82L142 80H149L150 81V79H153L154 76H158L159 77L160 75H163L164 73L159 72L161 70L159 69V67H157V66H162ZM179 66H181V65H179ZM183 66L184 65H182L181 67H183ZM20 70H22V71H20ZM193 70L195 71V73L192 72ZM23 71H24V73H23ZM9 72H11V71L8 70L7 73L6 72H3L4 74H2L0 76L1 78L3 76H5L4 79H3V82H0V84L2 83L3 87L7 86V87L3 88L0 85V87L3 88L2 91H6L8 87L10 88L11 85L9 83H10V81H12L11 79H13L11 77H14V76L18 75V74H16V72H15V75H13L14 74V71H13V73L12 72L9 73ZM21 72H22V74H20ZM190 72L192 73V76H190L191 77V80L190 81H193L194 80L193 81L194 83H191V82L189 83L188 82L189 83V86H190V87H188L189 88V90H188V88L186 89V86L187 85H185L186 84V81H184V80L185 79L187 80V77H185V76H187V75L189 76ZM187 73H189V74H187ZM217 75H219V74H217ZM260 75L255 76L254 79H256V78H258L259 80L263 79V82H264V76L261 75L262 77H260ZM164 76L163 77L161 76L162 79H165ZM177 76H178V78H176ZM183 77H185L184 80H183ZM118 79L120 81H119V83L116 84L115 82ZM175 79H176V82H174ZM189 79L190 78H188V80ZM195 79H197V78H195ZM258 79H257V81L259 82ZM4 80H7V83H6L7 85L6 84H3L4 83ZM110 80L112 82L114 80V84ZM123 80H127V83L129 82L128 83V86L122 85L123 82H124ZM251 80L249 79V81H247V83L251 82ZM109 81H110V83L108 84L107 82H109ZM182 81H184L185 83L182 82ZM135 82H137V83H135ZM124 83H126V82H124ZM182 83H183V85H185V90H184V88H181L182 87L181 86ZM255 83L253 85H255ZM196 86H197V83H196ZM191 87L193 89L195 88L194 90L192 89L195 92H192V90L190 89ZM35 88H36V85H35V87L33 86V88H32L31 91H33V89L35 90ZM103 88H106V86L103 87ZM254 88L252 87V89H251V88H248V87H244L242 89V91L240 90L239 92H237L236 95H237V99H238V101H239L240 104H243V105L251 104L252 107L253 106L254 107H257V101H261L262 100L264 102V96L262 95L263 96L262 97L261 95L256 94V92H254L255 91ZM140 89H143V90L140 91ZM186 91H187V93H186ZM189 91H191L190 92L191 96L189 94ZM0 92H1V89H0ZM141 92L143 93V95H142ZM73 94L74 93H72V98L70 99V102L72 100V103H71V106H70V111H72L71 109H76V110L79 109V106L77 104L76 99H73ZM144 94H146V96ZM74 95H76V93ZM46 96H47V94L45 95V97ZM104 97H105V99H107L108 94H105ZM46 98H48V96ZM87 98L94 105V107H93L94 108L93 109L94 112L95 113H98L99 106L97 105V101L95 100L94 95L91 92H88ZM144 98H145V101L147 102V103L145 102L146 104H143L142 103V105L140 106L139 103H135V102H137L136 100H141L142 101V99L144 100ZM61 99H65V98H60V100ZM112 99H113V101H112ZM172 100L175 101V102H173ZM61 102L68 103L69 102V99L66 98L65 101H62L61 100ZM113 102H114L115 105L113 104ZM138 102H140V101H138ZM188 103H190L189 105L193 106V108H194V109L192 108L193 110H191V108L188 106ZM16 104H17L16 102L10 103V102L7 101L6 104L3 106V110H4L3 112H8L9 113L11 111H14V108H16V110H17L18 107H15ZM128 105H130V106H128ZM137 105H139V106H137ZM175 105L177 107H175ZM171 107H174V108H171ZM251 108L249 107L250 110H251ZM174 109H175V111H174ZM176 109H177L178 112H176ZM115 111H113V112H115ZM243 111L242 110H241V112L237 111V113H235L233 116L235 117V119H239V120L241 119V122H247L248 120L246 121V119H245L247 117L246 114H245L246 112L245 111L243 112ZM260 111H258L260 113L257 112L259 115L257 113L256 114H257L258 119L260 117V119L263 121L264 118L262 119L261 117H264V109L261 108ZM84 113L86 114V112H84ZM87 114H89V112ZM147 114L149 116H146ZM152 114L155 115L156 117H153V118L150 117V115H152ZM199 114L200 113H197L196 115H199ZM112 117H113V119H112ZM148 117L151 118V119L149 118L150 119L149 120L150 122H147L146 121L148 119ZM108 118H110L112 120L107 121ZM171 118L173 120H171ZM247 118L249 119V117H247ZM13 120H14V118H13ZM193 121H195V119ZM236 121H238V120H236ZM137 122H139L141 125L140 126H137L139 124V123L137 124ZM216 122H217V125L220 124L218 126V128L220 129V132H228V135H229V140L228 141L232 142L231 144L235 143V145H233L232 148L234 146L240 144V142L243 143L242 140L248 138V136L250 137L251 134L255 132V131L253 132V129H252L251 132L249 131V129L248 130L247 129H242L240 131V134L237 133L238 135L237 134L235 135L234 133H229V131H230L229 129L230 128L227 127V125L225 124L224 121H223V123L221 121L219 122L218 120ZM14 123H16L15 120H14ZM32 125H31V131L27 132V134H29L28 135L29 136V140L32 141V142H34L35 134L32 131L33 130V127H34V126L32 127ZM46 126L48 127L47 129L49 131L50 129H52L53 124L52 125L51 124L50 125L49 124L48 125L45 124V127ZM49 127H50V129H49ZM27 128L29 129L30 127L28 126ZM74 128L77 131H75ZM78 128H77V126L76 127H73V129H71L72 132H69L68 135L70 134L69 136L71 137V135L73 133V136H72L73 140H75L76 139L75 136L78 135L76 140L80 142L81 141V138H85V135H83L84 134V130L81 127L79 128L80 129L79 131H82L83 130L82 131L83 133H82V132H79L78 131ZM244 128H247V127L245 126ZM126 129H128V130H126ZM73 130H74V132H73ZM43 131H44V129H43ZM43 131H41V132H43ZM127 131H129L130 133L127 132ZM189 131H193L192 132V133H194L193 135L196 134L195 135V136H197L196 139H194L193 135L192 136L190 134L189 135L194 140H196L197 142L194 141V140H192V138H189V139L191 141H194L195 144H197V143L201 144L200 146H202V152L199 151L198 147H196V145L194 144V146L198 150L196 149L197 152L193 153L195 151V149L192 148V147H190L191 145H193V143H191V145H188L187 143L184 142L183 139H180L182 136L188 135V132ZM218 131H217V133H218ZM37 132L39 133V131H37ZM50 132L53 134L54 132H56V130L53 132V129H52ZM77 132H79V133L75 135V133H77ZM44 133H40V136L41 135L43 136ZM80 133H81V135H83V137L81 136V138H80V135H79ZM140 133H141V135H140ZM47 134L48 133H46V136H48ZM182 134H184V135H182ZM254 134L256 136V133H254ZM50 135L51 134H49L48 137H46L44 135L46 138L44 136L41 137V141L39 142L40 144H42L43 150L48 155V158H47L48 160L47 159L45 160V163H47V162L48 163L45 164L47 166H45L43 164L44 168L45 167H48V166H49L48 169L49 168H51V169L53 168L54 171H52V172H53L54 175H55V173H54L55 170L56 171L58 170V173L56 172L57 174H59V172L60 173L61 172L64 173V171H65L64 174H66L67 176H69V178L72 180V182H73L74 185L76 184L77 186L82 187V185H81L82 182H80L82 179L79 180V178H77L76 176H74L71 173V171H70V166H68V165H70L71 162L70 163L68 162L67 165L65 163L63 164V162H62V164L61 163H59V164L57 163L58 160H60V157L57 155L58 154L57 153V150H59V149H57L58 148L57 146H58V142H60V139H56V140H58V142L54 139L55 141H53V145L49 146V145H47V143L45 141H49L51 139ZM221 135H222V133H221ZM222 136H225V135H222ZM257 136H259V135L257 134ZM36 137H38V139L40 138L39 136H36ZM124 137L127 138V140L124 141ZM161 137H163V138H161ZM208 137H210V138H208ZM44 139H45V141H43ZM258 139H260V141H261V137L260 136H259ZM68 140H70V139H68ZM181 140H183V141L181 142ZM248 140H249V138L246 139V141L244 140L245 141L244 145H240V146H244L243 148L245 149V145H246V142ZM147 141H149V142H147ZM228 141H226L225 143H227ZM249 141L251 142V140H249ZM252 141H253V143H255V142L260 143V141L258 142L257 139H256V141L252 139ZM183 142L186 145H188L189 147H186L185 145H183L184 144ZM149 143H151V144H149ZM163 143L160 144V145L163 146ZM253 143H249V144L250 145L252 144V146H253ZM126 145H129V147L126 146ZM226 145L227 144H224L225 148H226ZM229 145H230V143H229ZM117 146L115 148V152H117V151L118 152L120 151V152L118 154H116L115 152H113V153H115V155H112V157L117 155L116 158H112L115 162H116L115 159H117L118 156H122V158H123V153L125 151H126L125 153L127 154V149H124L125 151L124 150L122 151V149L116 150L117 149ZM252 146H250V148H252ZM260 146H257L256 145L255 148L256 147H260ZM152 148L155 149L158 152V154H157V152H153L154 150ZM187 148H188V150L190 148H192L191 150L193 151V149H194V151L193 152L188 151ZM230 148H231V146H230ZM239 148H241L240 150H242V151L244 150V149H242V147H239ZM247 148H249V147H247ZM255 148L252 150L253 152H255L257 149L260 150V148H257L256 150H255ZM118 149H119V147H118ZM134 149L136 151H134ZM163 149L165 150L164 152L162 151ZM236 149H237V146H236ZM149 150L151 151V153H150ZM238 150H237V152H238ZM261 150H262V148H261ZM129 151H128V153L130 155V152ZM237 152H236V154H237ZM121 153H122V155H121ZM167 153H168V155H167ZM242 153H244V151ZM255 153H257V151ZM255 153L254 154L252 153V154L255 155ZM164 154L167 155V156L164 157L163 156ZM252 154L250 153V155H252ZM149 155H152V157H150ZM158 155H160L161 158ZM239 155H241V154L239 153L237 156H239ZM131 156H128V158L126 157V159H128V161H130V158L129 157H131ZM237 156H235V158ZM135 157L133 158L134 161L137 160ZM122 158L120 157V159H122ZM169 158H172V159L169 160ZM120 159L119 158L117 159V161H118L117 163L118 164H119ZM124 159H122V160H124ZM163 159H165V160H163ZM166 159L169 160L168 163H167L168 164V167H166L167 166V164L165 163V161H167ZM113 160H111L112 162L109 165H112V163L114 162ZM115 162L113 163L114 164L113 166L116 165L115 167H117V164H115ZM124 162L125 161H123V163ZM169 162H170V164H169ZM125 163H126V165L124 164V166H123L122 163H121L122 166L120 164L118 165V167H117L118 169H119V167H121L120 168V172H118L119 170L117 171V168L115 170L113 169V171H114L115 174H118V176L120 175L122 177L121 178L119 176L122 183L120 182V179H118L119 181H116L117 180L116 177H118V176L115 177L116 180H113L114 183L115 182H118L119 183V184H116V185L120 186V190H119L120 193L117 191L119 194H116L115 195L116 197H114L115 199L117 198L116 200H114L115 203L113 201V198H110V199H112L111 201H113V203H114L113 206L110 203L111 201L110 200H109L110 202L108 201L109 204H110L109 206H111L109 208L110 211L108 210L110 212V213L108 212L109 213L108 215L110 216V218H112L111 220H113L115 218V217L113 218V216H115L116 214L119 213V215L117 217L118 218L120 217V219L118 220V218H117L118 221H115L113 223L115 224L114 225L115 226V229L116 230H119L117 232H118V234L120 233V236L118 237V234H117V237L116 238L114 237V238L117 239V240L118 239L121 240V241H119V240L118 241L120 242V244L122 243L120 246L123 248V250L127 251L128 253H131L132 252L129 255H132V254H135L136 255V253H134V252H136L138 250L139 251H142V248H143V251H144L145 250L144 248H147V247H145V245H143V244L146 243V239H147L146 237L148 236V233L147 232L144 233L145 228L152 227V230L153 231L152 230H149V229H146V230L152 231V234L150 232L151 236L155 232L154 229H156V227L154 226V224L156 223V219H154L155 222L152 221V219H151V217L153 216L154 213L152 214L151 211L149 210L150 209L149 207L152 208L153 201H151V203H148L149 202L148 200H150V198H148V197H150V195H151L149 192L151 191L153 185L151 187H148L147 188V190H146L147 192L145 191V193H148L146 195H149V194L150 195L147 197V199H145L143 201V198H146V197H144V196H146L145 194L143 196V191H144L145 187H144L143 191L141 190V192H139L140 190L138 191V188H137V190L131 188V186L134 187V183H135L134 182L135 180L132 179L133 176H134L133 173L135 174V172H133L134 167H131V165L130 164H127V162H125ZM59 165H61L63 167H66V168H61V166H59ZM203 165L207 167V173H204L203 172ZM13 166L14 165H12L11 172H10V169L7 170L5 168H3V169H5L7 171H3V169L1 168L2 166H0V188H1L0 189V192H2V194H4L3 191L5 192V194L7 192L8 195L7 194L6 195L8 196L9 199L11 197V199H10L11 202L15 204L13 209H15L17 207L16 210H18V215H19L20 221L23 222L22 226H24L23 227V229L25 231L24 233L27 234V237H29V240L30 239L32 240V245H33L32 247L34 248L33 250H34V252H36L37 257L39 258L38 259L39 263L40 264H59L57 262L58 261V259H57V253H55V249L56 248H55V245H54L55 243L53 241V238L50 235L48 229L46 228V224L42 221L41 216L39 217V214H37V211H35V206L30 203V198H28V192H31L34 195L35 194L37 195L38 187H36L34 185V183L32 185V180H33V179L31 180L32 177L30 178V180H29L28 177H27L28 180H27V178L24 179L26 175L24 176V178L22 177L25 180V182L23 181L24 182V184H23L21 182V180H23V179H21L20 173L15 168L13 169ZM143 166H142V170H143ZM138 167H141V166H138ZM110 168L111 167H109L108 170ZM43 170H45V169H43ZM96 170L97 169L95 167L94 168V173L96 172ZM140 170H141V168H140ZM92 171H93V169H92ZM111 171L112 170L110 169V172ZM144 171H146V170L144 169ZM9 172L12 173V174H14V173L16 174V176L14 175L15 176V179H14V176L13 175H12L13 177H10V175L8 174ZM137 172H139V170ZM142 172H140V173L143 174V176L140 173H138V174H140V175H138V177H141V179H142V177L145 176L144 173H142ZM201 172H203V174H201ZM205 172H206V170H205ZM243 172H244V170H243ZM83 173H84V171H83ZM92 175L93 176H90V178H88L90 180L89 183L91 182L90 191H91V193L96 194L94 196H96L97 198L99 197L100 202H101V200L104 201V199H106V197H104L101 184L98 181V176L97 175H94V174H92ZM187 177H188V179L190 177L191 182L190 181L189 182L191 184L194 183L192 185V187L190 186L191 184L188 182V180H186ZM184 178H186L185 181H183ZM245 179H247V178H245ZM123 180H124V182H123ZM127 180H129V183L132 180L131 181L132 184L129 185L130 187H127V186L125 187L124 186L125 185V182L127 183ZM94 181H95V183H94ZM164 181L167 182V183L165 184ZM155 182H156V180H154V183ZM25 183H26V185H25ZM217 183H218V187H217L218 189L215 187L216 188V191H215L214 190L215 188H213V189L211 188L213 191L211 190L212 193L211 192L210 193L211 194H216L217 192H222V195L224 197H215V198L213 197L212 199H208L207 200L206 205L211 207L210 210L212 212L211 215H210V219L208 221L202 222L201 225H200V230L196 231V233L191 234L193 232L190 230L189 233L190 232L191 233L189 234V233H187L188 230H187L186 223H188L187 221H188V218L190 217L189 218V223H188V225H190V221L192 220V215L194 214V211H193L194 210L193 209L194 207L190 209V214H191L190 215V214H188L189 211H185V210L183 211L181 209L178 210L177 208H179L180 206H178V207L176 206V209H173V210H175V211L177 210L176 211V212H178L177 214H181L180 217L178 216V217H176V219H179L180 220V224L182 225V226L179 227V220H175L176 221L175 222V226L178 225L176 227H179L178 230L176 229V232L178 233V231H182V233L180 232L182 234V236H184L183 235V232H184V234L186 235L185 237H189V238L191 237L190 240L193 239V241L195 242L194 243L192 241L193 246H195L194 249L197 251V253H199V252L202 253L203 250L200 249L199 247L202 245V243L204 244V241L207 242V244L206 243L205 244L208 245V247L212 249V251H210L211 252L210 255H209L210 257H208V261H210V263L208 262V264H235L237 262V260H236V258L234 256H236V253L238 254V251L236 252L234 250V247L235 246L236 247L237 246H244V244L247 245V244L254 243L255 242V239H254V241H252L253 239H251V237H250V235L248 233H247L248 235L245 234V235H247V236H245L244 233L241 232L240 225H239V220L242 217L241 215L237 216L236 218H231L232 205L234 203V197L237 196V195H239V194L245 193L246 190H249V191L254 190L256 193L257 192L259 193L260 191H264V179L258 181V178L257 177H253V178H250V179L248 178V180L246 181V183H244L240 187H234L233 186L232 189L229 188V187H227L225 185V181H223V180H221V181L218 180ZM139 184L141 186L143 185V183H139ZM23 186H25V188L27 187V189H26L27 192H25V191H23V190L20 189ZM156 187L157 186H155V188ZM149 188H151L150 191H148ZM39 192H41V191H39ZM39 192H38V194H39ZM152 192H153V190L151 191V193ZM161 192H163V191H161ZM165 192L164 193H161V194L165 195L166 194ZM158 194L160 196V191H159ZM117 195H118V197H117ZM163 195H162V197H163ZM179 196H182L181 199H180ZM35 198H37V197H35ZM164 198L165 197H163L161 199V200H163V202H164ZM167 198H165V202L164 203H167L168 202L167 201L168 200ZM118 199H119L120 202L117 201ZM182 199H183V202L181 201ZM82 200H83V202L82 201L81 202L83 204H81V205L83 207L77 209V211L75 210L74 211V214L71 213L72 214L71 217L68 216L66 218L67 221H68L67 223H69L68 226L70 227L68 229L71 230V232L69 231V233H71L70 234L71 235L70 236L71 237L70 241L72 242L71 243L72 244L71 245L72 247L70 246V251L73 252V254H74L73 257L77 261V264H89V261H93V264H99V262H96L95 261V254H96L95 245H96L97 238L94 235H92V231L93 230L94 231L96 230V224H97V221H98V219H97L98 212L96 210V207H94L95 200H93V198L91 199L90 196H89V194L83 195L82 196ZM106 200H108V199H106ZM133 200H137L136 201L138 203L137 205H139L140 201H141V203L142 202L145 203V201L147 200L146 203L147 204H150V205L147 208L145 206H144L145 208L142 206V205L148 206L146 203L145 204L144 203L143 204H140L139 207L137 206L138 208H140V207L142 208L143 207V209L141 210V212L139 214H137L138 213V211H137L138 208L134 205L136 202L135 201L133 202ZM177 200H179L181 203L179 201H177ZM176 202H179V203H176ZM101 203L104 204V202H101ZM225 203H230V204L228 205V207L222 208L221 205H223ZM9 207H11L10 209H12V205H9ZM135 207H136V210H135ZM6 209H4L5 211L3 210L4 213H5V216L7 215L6 216L7 218L13 217L14 216L13 210H10L9 209L8 211H6ZM144 209H148V211L147 210H144ZM195 209H197V211H198V207L197 208L195 207ZM201 209H204V206L201 207V208L199 207V211ZM206 209H208V208H206ZM16 210H15V212H16ZM180 210H181V212H179ZM3 211H1L0 214H2ZM11 211L13 212V216H12V213H10V214L8 213V212H11ZM139 211H140V209H139ZM204 211L205 210H203V212ZM182 212L184 214H186V215H182L183 214ZM26 213L28 214V217H26L27 216ZM105 213H107V212H105ZM149 213H151L152 216H148V215H150ZM173 213H174V211H173ZM177 214L175 213L173 215L176 216ZM8 215H10V216H8ZM0 216H4V215H0ZM110 218L108 217V219H110ZM148 218L150 219V221L148 220ZM9 221H11V219ZM151 221L153 223H151ZM148 223H151L152 225L151 224H148ZM156 225H157V223H156ZM153 227H155V228L153 229ZM246 232H248V231H246ZM146 233H147V236L145 235ZM177 233H176V236H179L180 237L181 236L180 233H178V234ZM89 234H90V236H88ZM192 235H194V236H192ZM151 236H149L150 239L148 237L149 240H151ZM176 236L174 238H176ZM143 237H144L145 241H144V239H142ZM115 239H113V240H115ZM230 240L232 241L231 242L232 245L229 244V241ZM247 240L248 241L250 240V242L247 243ZM142 241H143V243H142ZM262 242L263 241H260V244H259L256 241V244H254V245H256V248L253 247V245H252L253 248H251L248 251L249 253H245L246 255H248V254L250 255V254H252L250 252L256 251V252H253V254L251 255V257L254 258V255H255V257L258 259V260L257 259L255 260V258H254V260L256 261L257 264H264V244H263L264 242L263 243ZM258 244H259V246H258ZM257 246H258V249H257ZM208 247H207V249H209ZM251 250H253V251H251ZM71 253L69 252V254H71ZM238 255L240 256V253ZM238 255L236 257H238ZM134 256L132 258H134ZM150 256L152 257V255H150ZM129 257L131 258V256H129ZM194 257L192 258V259H194L192 261L195 262L193 264H196V259L199 256L197 258H196V256H194ZM134 259H136V258H134ZM10 262L12 264L15 263L14 260H12ZM145 262H146V260H145ZM145 262L143 264H145ZM202 264H206L205 261H203Z\"/></svg>",
    "mask_w": 264,
    "mask_h": 264
},
{
    "label": "snow or ice",
    "instance_id": "obj_3",
    "mask_svg": "<svg viewBox=\"0 0 264 264\" xmlns=\"http://www.w3.org/2000/svg\"><path fill=\"white\" fill-rule=\"evenodd\" d=\"M161 138H163V137H161ZM94 183H95V181H94ZM89 264H93V261H89Z\"/></svg>",
    "mask_w": 264,
    "mask_h": 264
}]
</instances>
